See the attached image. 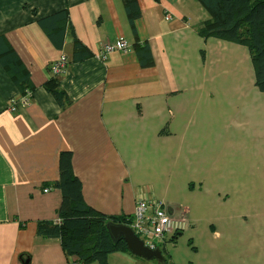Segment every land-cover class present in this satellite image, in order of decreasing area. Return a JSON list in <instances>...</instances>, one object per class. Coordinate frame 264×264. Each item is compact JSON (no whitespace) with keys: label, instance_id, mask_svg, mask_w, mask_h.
Returning <instances> with one entry per match:
<instances>
[{"label":"crops","instance_id":"1","mask_svg":"<svg viewBox=\"0 0 264 264\" xmlns=\"http://www.w3.org/2000/svg\"><path fill=\"white\" fill-rule=\"evenodd\" d=\"M136 6L132 19L125 0H0V47L18 57V66L13 57L7 66L0 59V264H86L67 254L60 238L37 233L39 221L60 220L55 182L65 150L73 153L86 203L108 216H133L143 194L187 218L193 212L192 202L179 208L169 195L194 192L196 183L202 188L208 158L216 163L204 143L209 72L202 55L208 47L221 57L231 46L199 33L210 16L198 0ZM59 12H66L54 22L65 29L61 48L40 23ZM74 37L88 56L75 58ZM120 38L128 50L98 56L104 43ZM63 54L68 67L57 77L71 99L66 107L45 86ZM28 90L29 103L18 102ZM235 171L217 168L214 176L222 173L220 184L241 190ZM236 207H222L218 250L231 257L226 264H264L263 244H255L263 233L242 229L240 214L231 212ZM109 264L159 263L122 250L109 255Z\"/></svg>","mask_w":264,"mask_h":264},{"label":"rangeland","instance_id":"2","mask_svg":"<svg viewBox=\"0 0 264 264\" xmlns=\"http://www.w3.org/2000/svg\"><path fill=\"white\" fill-rule=\"evenodd\" d=\"M227 43L231 47L223 49L221 57L220 52L203 48L202 57L209 72L206 99H202L207 103V111L203 113L204 143L213 147L209 154L213 153L216 163L212 165L209 161L213 160L208 158L204 170L208 181L202 188L196 183L194 192L178 190L169 195L178 202L179 208L192 202L193 212L188 215L186 230L174 240L160 244L166 264L230 262L231 257L218 250L222 232L219 215L226 205L231 210L239 205L237 212H231L240 214L245 222L239 223L242 229L245 226L263 233L258 234L260 238L255 239V244L264 247V92L256 85L255 66L248 46L235 41ZM194 98L200 101L198 93ZM229 166L237 171L234 180L242 183V189L238 184L237 189L243 195L234 192L235 185L220 184L216 177L222 178V173L214 176L217 168L223 172ZM249 199L255 200V205L249 204Z\"/></svg>","mask_w":264,"mask_h":264},{"label":"trees","instance_id":"3","mask_svg":"<svg viewBox=\"0 0 264 264\" xmlns=\"http://www.w3.org/2000/svg\"><path fill=\"white\" fill-rule=\"evenodd\" d=\"M209 13V19L200 23L199 33L205 38L217 37L247 45L255 66L257 87L264 92V0H198ZM132 19L139 15L137 0H125ZM134 9V10H132ZM66 12L40 19L51 39L63 46L65 29L58 23ZM46 19H49L48 21ZM52 19V20H50ZM59 35V39L55 35ZM74 55L82 59L89 55L78 38L74 37ZM18 57L13 51L0 47V59L5 66ZM18 82V79H16ZM63 107L71 99L61 87L59 77L54 76L45 84ZM73 153L65 150L60 154V178L55 186L62 191L59 221H39L37 233L47 238H60L64 250L77 256L83 263L109 264V255L117 251H129L124 238L114 239L109 223L128 224L127 216H108L88 205L83 195V184L73 172ZM130 252V251H129ZM166 264V262L164 263Z\"/></svg>","mask_w":264,"mask_h":264},{"label":"built area","instance_id":"4","mask_svg":"<svg viewBox=\"0 0 264 264\" xmlns=\"http://www.w3.org/2000/svg\"><path fill=\"white\" fill-rule=\"evenodd\" d=\"M130 47L128 41L120 38L115 42H107L102 45L98 56L106 60L116 50L126 51ZM68 57L63 54L51 65V71L55 76L65 73L68 67ZM31 98V91L24 93L18 102L27 105ZM17 101L12 106L16 108ZM46 189L45 191H48ZM128 224L133 232L154 249L161 248L160 244L174 240L189 225L188 218L183 213H177L164 201L143 194L139 196L133 216L128 217ZM77 264V262L73 263Z\"/></svg>","mask_w":264,"mask_h":264},{"label":"water","instance_id":"5","mask_svg":"<svg viewBox=\"0 0 264 264\" xmlns=\"http://www.w3.org/2000/svg\"><path fill=\"white\" fill-rule=\"evenodd\" d=\"M109 231L114 239L124 238L127 243L128 250L139 257L148 260H158L163 263L166 262L161 248H150L142 239H140L127 224L109 223Z\"/></svg>","mask_w":264,"mask_h":264}]
</instances>
